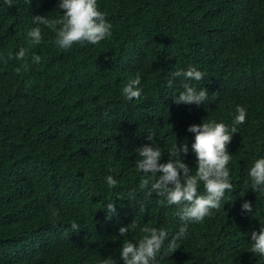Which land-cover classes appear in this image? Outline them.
I'll use <instances>...</instances> for the list:
<instances>
[{
  "label": "trees",
  "instance_id": "obj_1",
  "mask_svg": "<svg viewBox=\"0 0 264 264\" xmlns=\"http://www.w3.org/2000/svg\"><path fill=\"white\" fill-rule=\"evenodd\" d=\"M59 2L0 0V264H102L110 256L124 264L122 243L138 241L143 227L171 239L185 224L177 250H162L158 264H264L249 251L251 232L264 225V192L251 189L248 175L264 157V0H97L111 37L66 51L52 29L33 23L36 15L59 19ZM33 27L43 36L37 45L27 36ZM21 48L27 55L16 59ZM188 66L205 73L189 82L208 90L205 103L174 102L183 78L171 73ZM137 75L141 96L128 101L122 87ZM237 106L247 116L226 146L234 190L220 209L186 222L182 206L139 188L136 148L159 147L164 163L171 146L186 142L181 159L194 172L188 126L231 128Z\"/></svg>",
  "mask_w": 264,
  "mask_h": 264
},
{
  "label": "clouds",
  "instance_id": "obj_2",
  "mask_svg": "<svg viewBox=\"0 0 264 264\" xmlns=\"http://www.w3.org/2000/svg\"><path fill=\"white\" fill-rule=\"evenodd\" d=\"M31 4L32 0H25ZM4 3L11 7L12 0H4ZM58 8L63 10V15L59 19L50 20L45 15L33 16V23L44 25L52 29L55 34V44L61 50H69L74 44L84 45L99 44L106 38L111 37L112 25L106 19V15L99 9L97 0H60ZM59 25V27H57ZM30 43L39 44L42 39L40 27H33L27 32ZM27 51L21 48L16 54V59H24ZM39 56H33L36 63L40 61ZM26 67V65H25ZM19 71V69H17ZM174 78H183V91L175 96L174 102L179 104H201L208 100V90L204 87L199 90L190 81H201L205 73L195 66H188L186 69L177 68L171 73ZM140 76L137 75L122 87V94L128 101L139 99L142 89ZM172 86V80H168V87ZM236 115L233 119V127L222 122L209 120L201 124H191L188 131L194 133V141L191 144V151L195 153L197 166L193 172L189 166L181 159V154L187 155L189 147L186 142L179 146L174 144L168 150L167 162L161 163L164 153L159 147L142 145L135 149L137 157L136 168L144 174L140 180L139 188L145 190L149 196L155 193L167 201L168 205L182 206L178 209V215L184 221L200 223L205 217L211 214L213 209H220L221 200L226 192L234 190L231 183L230 170L227 167L232 160V154L227 150V145L231 143L232 134L237 132L235 125L243 124L246 120L247 112L244 107L237 106ZM154 136H147L153 140ZM248 175L251 179L252 190L254 192H264V157L255 159L249 169ZM109 188H115L118 181L111 175L106 177ZM203 186V192L200 186ZM106 208L109 218L116 212L115 203L109 202ZM242 210L252 211V203L244 201ZM143 211V209H141ZM54 215L58 213L53 212ZM72 229H78V225L73 223ZM132 222L127 227L119 228L120 236H125L130 229L135 228ZM141 231L144 235L138 241L125 240L120 248V258L124 264H158L157 257L171 255L177 250V241L187 232V224L182 226L178 233L171 239L165 229L155 227H143ZM250 252L258 256H264V225L259 231L251 232ZM168 241L165 245V241ZM161 256V258H163ZM102 264H117L111 256L104 258Z\"/></svg>",
  "mask_w": 264,
  "mask_h": 264
}]
</instances>
